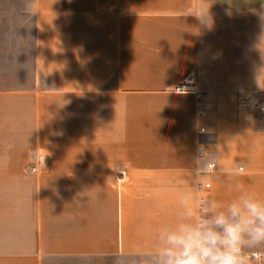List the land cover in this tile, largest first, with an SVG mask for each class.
<instances>
[{
  "label": "crops",
  "instance_id": "0c3cea01",
  "mask_svg": "<svg viewBox=\"0 0 264 264\" xmlns=\"http://www.w3.org/2000/svg\"><path fill=\"white\" fill-rule=\"evenodd\" d=\"M263 92L264 0H0V264H155L181 195L264 199Z\"/></svg>",
  "mask_w": 264,
  "mask_h": 264
},
{
  "label": "clouds",
  "instance_id": "9594fccd",
  "mask_svg": "<svg viewBox=\"0 0 264 264\" xmlns=\"http://www.w3.org/2000/svg\"><path fill=\"white\" fill-rule=\"evenodd\" d=\"M197 153L194 174L200 190H205L204 180L218 167V153L203 145ZM243 171L241 164L223 168L232 177ZM228 190L236 195L227 202L190 192L180 196L178 222L154 230L159 242L151 254L155 264H256L253 254L264 252V199L240 182Z\"/></svg>",
  "mask_w": 264,
  "mask_h": 264
},
{
  "label": "built area",
  "instance_id": "2783aa9c",
  "mask_svg": "<svg viewBox=\"0 0 264 264\" xmlns=\"http://www.w3.org/2000/svg\"><path fill=\"white\" fill-rule=\"evenodd\" d=\"M193 81L192 80H186L182 84H180L176 91L179 93H187V94H194L198 100V116L202 118L205 114V111L203 109L201 100H202V94L198 92L195 87H193ZM237 109L239 112L245 113V114H259L264 115V92L259 94L258 96L254 95H246L242 94L238 97L237 102ZM207 133L206 128L200 127L198 129L199 135H204ZM207 184V189L210 188V184ZM198 190L200 192H203L205 190H200L198 187ZM256 258V264H264V253L256 252L253 254Z\"/></svg>",
  "mask_w": 264,
  "mask_h": 264
}]
</instances>
